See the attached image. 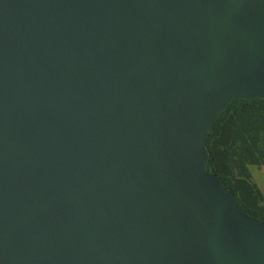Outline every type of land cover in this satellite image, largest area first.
I'll list each match as a JSON object with an SVG mask.
<instances>
[{"label": "water", "instance_id": "95a60500", "mask_svg": "<svg viewBox=\"0 0 264 264\" xmlns=\"http://www.w3.org/2000/svg\"><path fill=\"white\" fill-rule=\"evenodd\" d=\"M264 99V0H0V264H264L208 168Z\"/></svg>", "mask_w": 264, "mask_h": 264}, {"label": "trees", "instance_id": "16d2710c", "mask_svg": "<svg viewBox=\"0 0 264 264\" xmlns=\"http://www.w3.org/2000/svg\"><path fill=\"white\" fill-rule=\"evenodd\" d=\"M207 165L232 190L239 208L264 222V194L251 166H264V99L233 100L206 138Z\"/></svg>", "mask_w": 264, "mask_h": 264}, {"label": "rangeland", "instance_id": "374dc122", "mask_svg": "<svg viewBox=\"0 0 264 264\" xmlns=\"http://www.w3.org/2000/svg\"><path fill=\"white\" fill-rule=\"evenodd\" d=\"M253 173V182L264 192V166L258 168L256 166H251Z\"/></svg>", "mask_w": 264, "mask_h": 264}, {"label": "crops", "instance_id": "0c3cea01", "mask_svg": "<svg viewBox=\"0 0 264 264\" xmlns=\"http://www.w3.org/2000/svg\"><path fill=\"white\" fill-rule=\"evenodd\" d=\"M261 190V189H260ZM262 191V190H261ZM263 192V191H262ZM263 194H264V192H263Z\"/></svg>", "mask_w": 264, "mask_h": 264}]
</instances>
